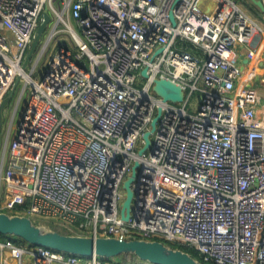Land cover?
<instances>
[{
  "label": "built area",
  "instance_id": "1",
  "mask_svg": "<svg viewBox=\"0 0 264 264\" xmlns=\"http://www.w3.org/2000/svg\"><path fill=\"white\" fill-rule=\"evenodd\" d=\"M55 1L0 0V101L17 79L20 94L30 92L0 174V211L65 233L161 241L203 264H264V75L253 72L264 30L233 0H213L211 14L201 0H181L175 25V0ZM45 9L57 18L48 41H71L57 39L35 77L36 64L22 66ZM238 47L252 63L246 72ZM159 79L181 87L183 102L157 97ZM135 162L124 221L122 184ZM6 252L17 264L25 255L33 264H146L0 240Z\"/></svg>",
  "mask_w": 264,
  "mask_h": 264
},
{
  "label": "water",
  "instance_id": "2",
  "mask_svg": "<svg viewBox=\"0 0 264 264\" xmlns=\"http://www.w3.org/2000/svg\"><path fill=\"white\" fill-rule=\"evenodd\" d=\"M180 1L181 0L174 1L169 13L173 25H175L173 9L180 3ZM245 1L250 3L261 13H264V3L261 0ZM199 5L205 13L211 14L217 4L213 0H201ZM51 21V15L48 10L45 9L42 13V21L35 32V36L23 63V69H26L32 53L36 49L43 32ZM63 43L66 44L67 41L62 39L58 42V44ZM246 54L247 52L241 56V61L243 63L242 72H246L247 68L252 64L251 61L246 58ZM141 76L143 78L147 77L146 69L141 71ZM18 84L19 80L17 79L9 94L0 101V136L5 122V110L7 109ZM152 91L157 97L162 99L164 103L180 104L185 97V93L181 87L164 79L155 80ZM200 99L201 97H199V100ZM25 109L26 107L24 105L19 122L22 121ZM160 117L161 109H158L155 117L150 123V129L142 136L144 145L138 151L140 156L150 149V137L155 133L156 124ZM139 167L140 164L135 162L131 168L129 177H127L122 184L124 197L120 205V217L124 221H128L131 216L132 204L134 201L132 184L136 179ZM0 235L20 239L30 247H42L54 252H61L78 257H97L105 261L114 260L125 255H132L138 260V262L146 264H203L188 252L167 245L161 241H149L144 239L125 240L117 237H93L64 233L48 226L37 225L29 217L9 214L4 211H0Z\"/></svg>",
  "mask_w": 264,
  "mask_h": 264
},
{
  "label": "rangeland",
  "instance_id": "3",
  "mask_svg": "<svg viewBox=\"0 0 264 264\" xmlns=\"http://www.w3.org/2000/svg\"><path fill=\"white\" fill-rule=\"evenodd\" d=\"M54 4L56 7H58V0H56ZM50 15H51L52 21L49 23L48 27L43 32V34L40 38V41H39L36 49L32 53L31 58L29 60V63L26 67V69L28 71H30L32 69V67L36 64L35 77H38L40 75V73L43 71L50 55L54 51V48H55L56 43H57V39H59L61 37H65L71 41V37L67 33H63V34L59 35L56 39L48 41L49 35H50L55 23L57 22V18H55L51 12H50ZM70 22H71V25L74 26L73 21L71 20ZM58 28L64 29L63 24L60 23V25H58ZM45 46H46V49H44ZM22 87H23V82L20 81V83L17 86V89H16V91L12 97V101L10 102L11 104L9 103V105H8V107H10V110H9V114L5 120V123H4L6 132H7V129L10 128L9 140L7 139V143H8V141L11 142L12 137L16 135V125L21 118V114H22V111L24 109V105L27 103V100H28V93H29L28 90H26L22 94H20ZM262 97L264 98V93H262ZM6 132L4 134V137L6 136ZM1 140H2V137L0 136V143H1ZM0 156H1V154H0ZM63 232H65V231H63ZM20 242H21L20 245H22L23 247H29L26 243H23L21 240H20ZM115 260L120 261V262H125V263L138 262V260L132 255H125V256H122V257L117 258Z\"/></svg>",
  "mask_w": 264,
  "mask_h": 264
},
{
  "label": "crops",
  "instance_id": "4",
  "mask_svg": "<svg viewBox=\"0 0 264 264\" xmlns=\"http://www.w3.org/2000/svg\"><path fill=\"white\" fill-rule=\"evenodd\" d=\"M263 39H264V35H263ZM261 47H262V43L256 49L257 67H255V69L253 70V72H255V73L257 72V76L255 77V81H258V79L260 77H262V75H264V62L262 63V58H261L262 51L260 50ZM238 49H239L238 50V55L241 58V56L244 53L247 52V48L242 49V48L238 47ZM258 76H259V78H258ZM258 87H259V93L262 95V93H264V87L261 84H258ZM16 89H17V87H16ZM16 89H15V91H16ZM9 92L10 91H8L5 94L4 97H6L9 94ZM20 93H21V91H20ZM11 101H12V98H11L10 102ZM9 110H10V107H8L5 110V120H6L7 116H8V114H9ZM19 121H18V123H19ZM18 123L16 125V132H17ZM5 132H6L5 126H3L2 135H1L2 140H1V143H0V154H1V156H0V174L2 176L5 174V171L7 169V160H8L7 151H8V146H9V143H10L9 141L7 143V139L9 140L10 128L7 129L6 136L4 137ZM13 137H12V139H13ZM7 198H8V191L6 190V188H5V186H4L3 182H2L0 184V202L4 201ZM0 264H17V262L11 257L10 253L6 252L3 255L0 254ZM22 264H33L32 257L29 256V255H25L24 258H23Z\"/></svg>",
  "mask_w": 264,
  "mask_h": 264
},
{
  "label": "trees",
  "instance_id": "5",
  "mask_svg": "<svg viewBox=\"0 0 264 264\" xmlns=\"http://www.w3.org/2000/svg\"><path fill=\"white\" fill-rule=\"evenodd\" d=\"M237 6L245 12L255 23H257L263 30H264V17L263 13L258 11L255 7H253L250 3L246 2L245 0H233ZM189 52H193L190 45L185 46ZM63 232V231H60ZM65 233V232H64ZM10 239L13 242L20 244V239H14L7 236L0 235V240L4 241ZM190 251V250H189Z\"/></svg>",
  "mask_w": 264,
  "mask_h": 264
},
{
  "label": "clouds",
  "instance_id": "6",
  "mask_svg": "<svg viewBox=\"0 0 264 264\" xmlns=\"http://www.w3.org/2000/svg\"><path fill=\"white\" fill-rule=\"evenodd\" d=\"M28 53V52H27Z\"/></svg>",
  "mask_w": 264,
  "mask_h": 264
}]
</instances>
